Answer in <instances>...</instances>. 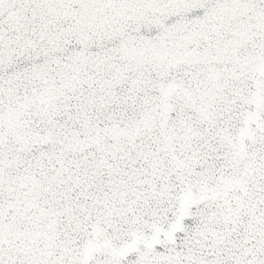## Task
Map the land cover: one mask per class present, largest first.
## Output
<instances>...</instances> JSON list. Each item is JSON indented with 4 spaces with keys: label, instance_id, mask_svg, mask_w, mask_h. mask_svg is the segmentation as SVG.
<instances>
[{
    "label": "snow or ice",
    "instance_id": "1",
    "mask_svg": "<svg viewBox=\"0 0 264 264\" xmlns=\"http://www.w3.org/2000/svg\"><path fill=\"white\" fill-rule=\"evenodd\" d=\"M0 264H264V0H0Z\"/></svg>",
    "mask_w": 264,
    "mask_h": 264
}]
</instances>
